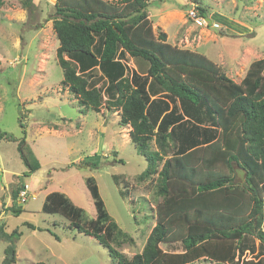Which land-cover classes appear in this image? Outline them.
Here are the masks:
<instances>
[{"label": "trees", "instance_id": "1", "mask_svg": "<svg viewBox=\"0 0 264 264\" xmlns=\"http://www.w3.org/2000/svg\"><path fill=\"white\" fill-rule=\"evenodd\" d=\"M31 1L23 3L29 6ZM193 1L197 15L208 16L209 7ZM54 6L59 40L55 60L63 70L62 85L84 111L99 112L106 103L118 112V124L129 128L131 141L148 162L137 179L155 178V225L143 250L128 257L120 247L136 239L109 213L93 176L85 180L95 206L93 218L62 191L48 193L42 210L95 237L116 264H227L244 251L248 237L264 245V57L251 61L236 81L206 54L174 45L161 29L156 33L149 0H55ZM128 56L143 71L128 75L123 61ZM96 67L109 81L106 98L83 74ZM23 132L18 150L29 170L20 179L41 168ZM2 139L17 140L6 131H0ZM113 178L129 198L126 176ZM18 184L15 201L26 187L24 180ZM3 228L6 239L18 232L8 235ZM177 242L183 251L162 248ZM4 252L3 264H14V246Z\"/></svg>", "mask_w": 264, "mask_h": 264}, {"label": "rangeland", "instance_id": "2", "mask_svg": "<svg viewBox=\"0 0 264 264\" xmlns=\"http://www.w3.org/2000/svg\"><path fill=\"white\" fill-rule=\"evenodd\" d=\"M23 1L4 0L0 6V131L17 139L0 140V226L8 235L18 230L8 239L0 233V264L8 245L17 252L14 264H116L95 237L71 227L59 214L44 212L46 196L64 192L91 219L96 211L85 180L93 176L109 213L136 239L135 244L120 247L132 257L143 250L155 225V178L137 179L148 162L131 141L129 128L118 124V112L107 109L106 103L99 112L84 111L62 85L63 70L55 60L59 46L53 27L55 0H32L29 6ZM202 1L209 7L206 17L219 22L224 34L213 28L215 22L191 17L188 4L193 0H149L154 30L165 31L174 45L206 54L240 81L249 63L264 57V0ZM123 61L128 75L143 71L133 57ZM83 74L106 98L109 81L99 67ZM24 129L41 168L20 179L29 170L18 150ZM113 174L126 176L129 198L120 193ZM243 177L239 172L238 178ZM20 180L29 187L15 201L13 189ZM13 207L21 211L14 212ZM244 246L227 264H264V245L257 238L248 237ZM162 248L180 252L184 245L163 243ZM192 264L216 263L200 260Z\"/></svg>", "mask_w": 264, "mask_h": 264}, {"label": "built area", "instance_id": "3", "mask_svg": "<svg viewBox=\"0 0 264 264\" xmlns=\"http://www.w3.org/2000/svg\"><path fill=\"white\" fill-rule=\"evenodd\" d=\"M190 14H191V17H193V18H195V20L197 19V20H202V22H205V23H210L209 21H208V19H206L205 17H199L198 15H197V10H196V8H195V5L193 4V7H192V9L190 10ZM215 25V26H214ZM217 26V24H215V23H213V28L215 27V28H217L216 27ZM27 186V185H26ZM29 187V186H28ZM28 187H25L23 190H21V192H20V198L21 197H23L24 196V194L26 193V191H27V188Z\"/></svg>", "mask_w": 264, "mask_h": 264}, {"label": "clouds", "instance_id": "4", "mask_svg": "<svg viewBox=\"0 0 264 264\" xmlns=\"http://www.w3.org/2000/svg\"><path fill=\"white\" fill-rule=\"evenodd\" d=\"M207 19V17H205ZM209 22H212V19L208 20ZM215 30H217V28L214 27Z\"/></svg>", "mask_w": 264, "mask_h": 264}, {"label": "water", "instance_id": "5", "mask_svg": "<svg viewBox=\"0 0 264 264\" xmlns=\"http://www.w3.org/2000/svg\"><path fill=\"white\" fill-rule=\"evenodd\" d=\"M208 20H210V18H207Z\"/></svg>", "mask_w": 264, "mask_h": 264}, {"label": "bare ground", "instance_id": "6", "mask_svg": "<svg viewBox=\"0 0 264 264\" xmlns=\"http://www.w3.org/2000/svg\"><path fill=\"white\" fill-rule=\"evenodd\" d=\"M36 173V172H35Z\"/></svg>", "mask_w": 264, "mask_h": 264}]
</instances>
